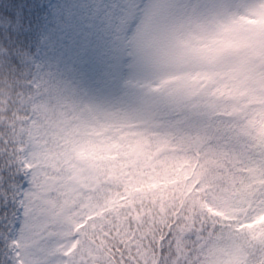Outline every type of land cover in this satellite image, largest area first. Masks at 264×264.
Listing matches in <instances>:
<instances>
[{
	"label": "snow or ice",
	"instance_id": "6c2138e0",
	"mask_svg": "<svg viewBox=\"0 0 264 264\" xmlns=\"http://www.w3.org/2000/svg\"><path fill=\"white\" fill-rule=\"evenodd\" d=\"M62 30L58 73L20 29L0 42V264H264V189L234 206L205 170L264 158L244 105L217 103L245 69L264 80V0H85ZM193 138L191 158L156 155Z\"/></svg>",
	"mask_w": 264,
	"mask_h": 264
},
{
	"label": "trees",
	"instance_id": "16d2710c",
	"mask_svg": "<svg viewBox=\"0 0 264 264\" xmlns=\"http://www.w3.org/2000/svg\"><path fill=\"white\" fill-rule=\"evenodd\" d=\"M46 2L47 0H0V42L7 40L6 30L10 26L13 30L20 29V32L12 39L16 40L18 37L20 43H25V37H27L25 51L31 50L34 61V54L39 51L41 53L40 65L43 71L58 73L63 70V64L59 66L56 64V53L53 47L44 46V41L51 40L56 52L61 51L67 43L62 25L66 22L68 10L71 6L84 3L85 0H57L53 9H48ZM78 12L79 9H76L75 13L78 14ZM65 59H67V55H65ZM33 73V67L25 69V75L29 79L32 78ZM83 87L88 88L95 95L101 94L94 83H86ZM191 142L192 139H189L171 146L159 145L156 155L162 163L173 164L183 161L186 157L191 158L189 153L194 154L190 150ZM227 157L229 156L222 154L216 159L207 161L205 170L212 178H216L218 174H225L229 180V186L235 190L232 198L238 199L241 193L251 191L256 184L249 187V182H245L244 177L248 167L245 156L240 159ZM171 174L177 177L178 182L182 183L187 179L189 173L186 168L177 167Z\"/></svg>",
	"mask_w": 264,
	"mask_h": 264
},
{
	"label": "rangeland",
	"instance_id": "374dc122",
	"mask_svg": "<svg viewBox=\"0 0 264 264\" xmlns=\"http://www.w3.org/2000/svg\"><path fill=\"white\" fill-rule=\"evenodd\" d=\"M56 3L57 0H47L46 6L48 9H53ZM246 23L249 26H253L257 24V21L248 20ZM34 56L36 63L39 64L41 53L36 51ZM99 95H102V93ZM217 103L221 108L225 105L230 107L234 104L242 103L251 114L249 123L254 124L256 128L261 130V133H264V80L253 70L245 69L242 73L238 74V81L231 92L218 97ZM201 144L202 142L198 138H193L190 144V150L195 154L196 150L201 147ZM244 156L248 161V167L244 177L245 182H249V187H252L254 183L256 185L252 187L251 191L249 190L241 193L238 199L232 198L234 206H240L247 199L249 193L257 189H264V169L261 167V165L264 164V158L252 154H245ZM175 178L176 181H178L177 177ZM176 181H174V183ZM208 212L213 216L221 215L220 212H216L212 208H209ZM255 223L257 225L264 223V216L260 217ZM253 227L254 225H246L247 230Z\"/></svg>",
	"mask_w": 264,
	"mask_h": 264
}]
</instances>
